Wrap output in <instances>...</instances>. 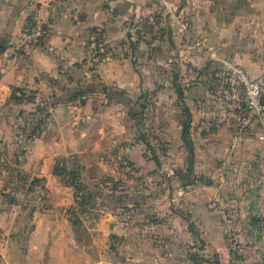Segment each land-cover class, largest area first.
Wrapping results in <instances>:
<instances>
[{"label":"crops","instance_id":"1","mask_svg":"<svg viewBox=\"0 0 264 264\" xmlns=\"http://www.w3.org/2000/svg\"><path fill=\"white\" fill-rule=\"evenodd\" d=\"M32 15L47 33L25 56L12 48ZM94 31L101 50L87 45ZM219 59L264 73V0H0V264H264L261 149L255 129L232 146L240 114ZM14 90L36 96L12 103ZM120 161L178 184L147 209L73 215L56 164L80 165L95 193L125 178ZM223 209L247 259L228 249ZM94 212L102 235H75Z\"/></svg>","mask_w":264,"mask_h":264},{"label":"built area","instance_id":"2","mask_svg":"<svg viewBox=\"0 0 264 264\" xmlns=\"http://www.w3.org/2000/svg\"><path fill=\"white\" fill-rule=\"evenodd\" d=\"M47 33V27L39 15H32L23 28L12 48L13 52L29 55ZM88 47L92 51L101 50L103 42L99 31L90 33ZM217 81L224 88L223 97L227 106L238 111L239 121L232 131V146L241 143L255 129V139L260 145V165L264 175V73L256 78H251L247 72L234 61L219 59ZM19 96V92H15ZM216 202L210 207L215 208ZM235 212L231 209L222 210L225 241L230 253L235 258L247 259L248 245L241 242L234 223Z\"/></svg>","mask_w":264,"mask_h":264},{"label":"rangeland","instance_id":"3","mask_svg":"<svg viewBox=\"0 0 264 264\" xmlns=\"http://www.w3.org/2000/svg\"><path fill=\"white\" fill-rule=\"evenodd\" d=\"M142 136V134H140ZM117 169L122 170L121 173L125 178L117 179L116 181L111 178H105L102 180H97L95 187L100 190L99 194L104 195H116L119 194V196H125L129 197L134 200H139L136 205L134 204H128L127 206L123 207H117L116 209H109V211L113 212H121V213H129L130 209H134L135 206H142L144 209H147L146 202L152 201V198H159L161 199L162 196H165V198H168L169 192H168V185L171 183L173 185L178 184V180L180 178L179 173L176 172V174H172L170 176H167V172H162L158 177L157 175L154 176H146V175H134V170L131 169L130 165L127 163H123V161L118 162ZM131 169V170H130ZM75 184H79L80 187L83 189L87 184L81 177L74 179ZM87 187V186H86ZM85 189V188H84ZM96 190V189H95ZM105 190V191H104ZM102 191V192H101ZM118 196V195H116ZM86 198V197H85ZM103 199V196L92 198L88 197L89 201L94 202L97 204L95 210L97 213L99 209H103L104 207L101 206V200ZM113 207L118 206L117 204H113ZM94 212V215H92V220L89 219L91 222L89 224V229L87 230V225L85 223H88L86 221L88 220H78L75 223V235H102V232L96 228V224H98L97 218L99 217L98 214ZM102 213V212H101ZM146 213L143 212L140 215V218H146ZM124 218H127V216H123ZM84 221V222H83ZM1 258V257H0Z\"/></svg>","mask_w":264,"mask_h":264},{"label":"trees","instance_id":"4","mask_svg":"<svg viewBox=\"0 0 264 264\" xmlns=\"http://www.w3.org/2000/svg\"><path fill=\"white\" fill-rule=\"evenodd\" d=\"M18 91L19 92V96L15 95V92ZM102 91H104L105 93L108 90V88L103 87ZM35 93H24L23 91H19V90H14L12 96H11V102L12 103H19L21 104L24 101H30L31 99H33L35 97ZM143 108V107H142ZM45 113L41 114V117L44 116ZM135 118V117H134ZM38 123H40V120H38ZM36 128H33L31 133L33 134L36 131ZM30 133V134H31ZM155 163L158 164V162L154 159ZM56 170L67 173V175L70 176L71 178V184L74 188V194H75V198H76V206L74 207V209L71 211V213L76 214V213H84V212H88L91 211L93 209H96L97 204H95L92 201L86 200L88 199V197L92 198H97L98 194L100 192L99 189H96L95 193H93L94 191H92L93 189L90 188L89 186H85L83 189L80 187L79 184H75L74 179L75 178H79L82 176V172H83V168L80 165L75 164L73 168L67 170L64 167H62L60 164H56ZM18 177V175H17ZM82 178V177H81ZM102 192V191H101ZM11 191L9 192V196L7 197V200L9 203L14 202V198L11 197ZM118 195V196H116ZM116 195H105V199L101 200V206L105 207V208H111V209H116L117 207H123V206H127L128 204H134L136 205L138 202H140L139 200H134L131 199L129 197H125V196H119V194ZM86 197V198H85ZM112 203L117 204L118 206L113 207ZM71 220H75V218L70 217Z\"/></svg>","mask_w":264,"mask_h":264}]
</instances>
